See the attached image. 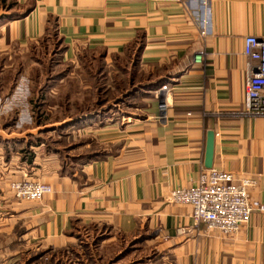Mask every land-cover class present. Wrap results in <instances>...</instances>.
Segmentation results:
<instances>
[{
  "label": "crops",
  "instance_id": "0c3cea01",
  "mask_svg": "<svg viewBox=\"0 0 264 264\" xmlns=\"http://www.w3.org/2000/svg\"><path fill=\"white\" fill-rule=\"evenodd\" d=\"M50 24L68 59L83 50L136 57L150 103L140 125L115 135L116 151L73 167L39 147L29 158L0 149V264L60 250L80 228L155 233L175 264H264V212L223 236L191 228L190 207L166 202L206 170L213 131L212 169L255 179L249 196L264 205V118L235 116L245 96L243 42L264 38V0H0V53L43 38ZM167 84L169 109L154 121V92ZM21 180L52 194L21 202L9 190ZM180 227L190 230L179 236Z\"/></svg>",
  "mask_w": 264,
  "mask_h": 264
},
{
  "label": "rangeland",
  "instance_id": "374dc122",
  "mask_svg": "<svg viewBox=\"0 0 264 264\" xmlns=\"http://www.w3.org/2000/svg\"><path fill=\"white\" fill-rule=\"evenodd\" d=\"M146 79L136 57L83 50L66 58L50 24L43 38L0 53V149L29 158V147H39L65 167L102 158L118 148L117 133L144 121ZM68 238L64 248L22 264H175L144 230L80 228Z\"/></svg>",
  "mask_w": 264,
  "mask_h": 264
},
{
  "label": "built area",
  "instance_id": "2783aa9c",
  "mask_svg": "<svg viewBox=\"0 0 264 264\" xmlns=\"http://www.w3.org/2000/svg\"><path fill=\"white\" fill-rule=\"evenodd\" d=\"M242 55L246 61L245 96L243 107L235 116L264 118V38L246 37ZM172 91L173 87L167 84L154 92L158 100V115L150 119H165ZM255 185L256 180L252 178L236 180L230 173L203 170L194 186L170 191L166 202L190 207L191 228L204 224L208 230L232 236L249 223L254 211L264 212V205L249 196V189ZM9 190L21 202H39L52 194L48 184L31 180L13 181L9 184ZM189 230L188 227H180L176 232L182 236Z\"/></svg>",
  "mask_w": 264,
  "mask_h": 264
},
{
  "label": "water",
  "instance_id": "95a60500",
  "mask_svg": "<svg viewBox=\"0 0 264 264\" xmlns=\"http://www.w3.org/2000/svg\"><path fill=\"white\" fill-rule=\"evenodd\" d=\"M214 132L208 131L206 136V146L204 154V168L206 170L212 169L213 153H214Z\"/></svg>",
  "mask_w": 264,
  "mask_h": 264
},
{
  "label": "trees",
  "instance_id": "16d2710c",
  "mask_svg": "<svg viewBox=\"0 0 264 264\" xmlns=\"http://www.w3.org/2000/svg\"><path fill=\"white\" fill-rule=\"evenodd\" d=\"M54 28V27H53Z\"/></svg>",
  "mask_w": 264,
  "mask_h": 264
}]
</instances>
